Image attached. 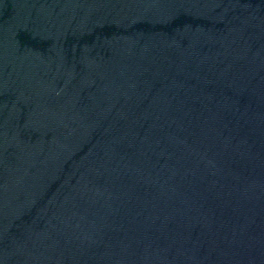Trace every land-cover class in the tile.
<instances>
[{
  "label": "water",
  "instance_id": "1",
  "mask_svg": "<svg viewBox=\"0 0 264 264\" xmlns=\"http://www.w3.org/2000/svg\"><path fill=\"white\" fill-rule=\"evenodd\" d=\"M0 264H264V0H0Z\"/></svg>",
  "mask_w": 264,
  "mask_h": 264
}]
</instances>
